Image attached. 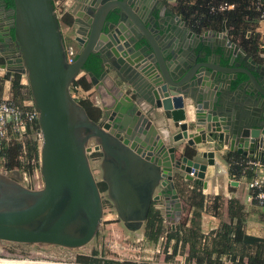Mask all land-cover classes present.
Wrapping results in <instances>:
<instances>
[{
    "label": "water",
    "instance_id": "obj_1",
    "mask_svg": "<svg viewBox=\"0 0 264 264\" xmlns=\"http://www.w3.org/2000/svg\"><path fill=\"white\" fill-rule=\"evenodd\" d=\"M74 1L70 63L54 0H0L2 67L28 79L44 180L32 188L21 170H0V241L84 247L100 232L105 199L130 231L144 228L153 205L174 228L184 212L178 179L207 188L226 151L264 158V63L225 25L195 31L173 0ZM91 55L100 76L86 68ZM83 72L112 97L97 120L71 94Z\"/></svg>",
    "mask_w": 264,
    "mask_h": 264
},
{
    "label": "trees",
    "instance_id": "obj_2",
    "mask_svg": "<svg viewBox=\"0 0 264 264\" xmlns=\"http://www.w3.org/2000/svg\"><path fill=\"white\" fill-rule=\"evenodd\" d=\"M9 7L14 6V0H6ZM55 1V0H54ZM178 10L183 19L197 31L220 30L224 25L229 29L232 39L240 40L241 46L249 53L259 56L264 52V37L257 27L262 24L259 18L260 11L258 3L264 0H176ZM223 1L235 3V8L225 11L213 10L218 8ZM12 35L14 31L12 30ZM4 59V58H3ZM4 63V62H3ZM88 68L96 76H100L101 59L98 55H91L86 63ZM23 75L15 72H7L0 76V98L4 94V83L6 80L12 81L11 98L19 105H23L25 95L22 84ZM85 89H90L92 83L86 77L79 80ZM89 115L97 120L100 116V109L91 101L82 100ZM38 124L35 125V130ZM32 130L25 139L14 138L5 145L0 152L4 158L6 171L12 172L16 169H23L31 172L35 166L31 164L33 159L41 157L40 144L33 136ZM25 159V160H22ZM249 158L237 152H228L225 156L226 162L230 166L231 175L239 178L246 176L249 181L256 175L254 168L247 166ZM264 161V158L262 159ZM27 163V165H25ZM106 184L100 183L102 191L106 190ZM201 185H193L189 201L193 207L191 216L185 222H179L174 228L167 227L165 218L159 208L153 205L144 225V236L149 244H158L164 238V247L172 248L174 253L178 250H187L188 260H195L197 264H264V235L258 236L248 232L247 212L245 206L238 200L233 199L229 205L231 222H220L218 228L205 231L203 223L200 221L205 208L206 196L202 192ZM253 192V191H252ZM258 191L254 189V194ZM220 196L214 198L213 208L219 206ZM254 203L259 204L257 199ZM264 224V222H261ZM94 254H98L97 250ZM80 262L88 264H100L98 258H79ZM104 264H120L114 260H104Z\"/></svg>",
    "mask_w": 264,
    "mask_h": 264
},
{
    "label": "rangeland",
    "instance_id": "obj_3",
    "mask_svg": "<svg viewBox=\"0 0 264 264\" xmlns=\"http://www.w3.org/2000/svg\"><path fill=\"white\" fill-rule=\"evenodd\" d=\"M66 44L73 43L65 39ZM27 78V77H26ZM28 82V79H27ZM31 98V92L28 93ZM32 100V98L30 99ZM87 101H92L87 100ZM41 147V141H40ZM98 156L100 153H92L91 161L95 172L100 175L98 168ZM22 160H25L22 158ZM5 161L0 159V170L8 172L4 167ZM32 164V163H31ZM40 162L31 172L24 171L23 183L32 188H41L44 184L41 175ZM27 165V163H25ZM188 219L186 215L182 217V223ZM203 223V222H202ZM167 227H172L171 222L165 221ZM207 231V230H206ZM210 231V230H208ZM207 231V232H208ZM164 238L158 244H149L145 240L144 228L139 231L128 230L123 222L118 219L113 204L105 199V214L103 224L98 235L86 246L78 249H68L61 246L41 247L38 245L22 244L9 241H0V259L21 260L49 263L66 264H88L79 261L82 256L104 260H114L120 264H197L195 260L189 261L187 250H178L174 253L172 248L164 247ZM97 250L98 254H94ZM225 264H231L225 262Z\"/></svg>",
    "mask_w": 264,
    "mask_h": 264
},
{
    "label": "crops",
    "instance_id": "obj_4",
    "mask_svg": "<svg viewBox=\"0 0 264 264\" xmlns=\"http://www.w3.org/2000/svg\"><path fill=\"white\" fill-rule=\"evenodd\" d=\"M55 4H56L57 12L59 13L60 18H61V24H62L65 39L75 43L73 39L74 34L72 33V29L69 26L70 25L69 24V14L74 12L75 1L74 0H55ZM168 4L172 8V10H174V12L177 15H179V17L182 20H184L182 14H180L178 10L177 1L173 0L171 2H168ZM193 29L197 31L195 28ZM205 31L206 30L198 31V32H205ZM228 33L230 34L229 29H228ZM230 36L231 38H233L231 34ZM211 38H214V37H211ZM236 42L241 44L239 39L236 40ZM249 54L253 58L260 61L261 63H264V52H261L259 56H255L251 53ZM3 62H4L3 55L0 50V76H4L7 72H9L8 70L3 69L2 67ZM82 76H85L87 79L90 80L89 74L83 72ZM21 82L24 85L23 93L25 95V100L30 101L31 98H29V95H28L30 88H29L27 78L25 75H23ZM91 89L94 92L92 96L93 104L97 106L101 111L102 106L106 103L107 104L110 103V101L112 100V97L104 89L101 93H99L93 84L91 86ZM3 96L4 97L12 96V81L11 80L5 81ZM227 153L228 151H226L225 153L222 152L217 157L218 162L221 164L220 169L222 171L221 170L217 171L215 170L214 167L210 166L209 171L207 173L208 187L204 188L203 186H201V189H199V190H202V192L206 196V202H205L206 204H205V208L202 212V217L200 220L201 222H203V228L205 231L206 230L208 231L214 228H218L220 225V222H231V217L229 213V205H230L231 200L236 199L245 206V210L248 215L247 221H246L248 222V225H247L248 232L254 235L263 236L264 235V224L261 222H264V206L254 203L253 199H251L252 191L249 187V179L246 176H241L236 179L239 182L238 185H234L231 183L232 181H231L230 166L226 162V159H225V156ZM247 157H251V156H247ZM178 183H179V193L182 197L183 206H184L183 215H186V217H189L191 216L192 211H193V207L189 201V197H190L191 190L195 182L186 180L185 177L182 176L180 179H178ZM216 196H220V199L218 200L219 206L217 208H213V204H214L213 201Z\"/></svg>",
    "mask_w": 264,
    "mask_h": 264
},
{
    "label": "built area",
    "instance_id": "obj_5",
    "mask_svg": "<svg viewBox=\"0 0 264 264\" xmlns=\"http://www.w3.org/2000/svg\"><path fill=\"white\" fill-rule=\"evenodd\" d=\"M235 8V3L223 1L219 4L218 8L213 10L225 11ZM258 10L260 11L259 18L262 24L257 27V30L261 32L264 37V4L258 3ZM264 47V45H263ZM67 59L70 63L74 62L77 58V47L74 43L66 44ZM78 75L73 84L71 85L72 96L79 100H91L93 96V90L85 89L79 80L82 78ZM38 124V112L36 111L32 100H24L23 105L17 104L11 97L0 98V152L4 149L5 145L10 143L14 138L25 139L29 136L32 130H35V125ZM33 136L40 143L41 135L37 132V128L34 131ZM0 159L3 157L0 156ZM5 161V160H4ZM41 162V158L33 159L32 165L35 166ZM247 166L254 168L256 175L249 181V187L251 189V199H257L259 205L264 206V161L259 158H249L246 161ZM193 174V173H192ZM233 179H237L234 177ZM254 189H257V193L254 194Z\"/></svg>",
    "mask_w": 264,
    "mask_h": 264
},
{
    "label": "flooded vegetation",
    "instance_id": "obj_6",
    "mask_svg": "<svg viewBox=\"0 0 264 264\" xmlns=\"http://www.w3.org/2000/svg\"><path fill=\"white\" fill-rule=\"evenodd\" d=\"M9 7V6H8ZM10 8V7H9ZM224 27V26H223ZM222 27V28H223ZM222 28L220 29V30H222ZM5 50H8V49H5ZM78 50V49H77ZM3 58H4V63L3 64H5L6 63V60H5V56L3 55ZM4 69V68H3ZM83 77H85V76H83Z\"/></svg>",
    "mask_w": 264,
    "mask_h": 264
},
{
    "label": "bare ground",
    "instance_id": "obj_7",
    "mask_svg": "<svg viewBox=\"0 0 264 264\" xmlns=\"http://www.w3.org/2000/svg\"><path fill=\"white\" fill-rule=\"evenodd\" d=\"M1 260V259H0Z\"/></svg>",
    "mask_w": 264,
    "mask_h": 264
}]
</instances>
